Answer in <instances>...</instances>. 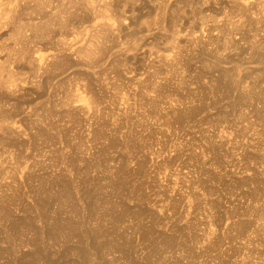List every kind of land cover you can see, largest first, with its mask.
Wrapping results in <instances>:
<instances>
[{
    "label": "rangeland",
    "instance_id": "374dc122",
    "mask_svg": "<svg viewBox=\"0 0 264 264\" xmlns=\"http://www.w3.org/2000/svg\"><path fill=\"white\" fill-rule=\"evenodd\" d=\"M0 6V264H264V0Z\"/></svg>",
    "mask_w": 264,
    "mask_h": 264
},
{
    "label": "bare ground",
    "instance_id": "6f19581e",
    "mask_svg": "<svg viewBox=\"0 0 264 264\" xmlns=\"http://www.w3.org/2000/svg\"><path fill=\"white\" fill-rule=\"evenodd\" d=\"M94 1V0H93ZM98 1V0H97ZM2 7L0 6V9H1ZM5 11V10H4ZM0 13H2V12H0ZM108 25V24H107ZM40 58V57H39ZM37 59V58H36ZM38 63V62H37ZM36 63V64H37ZM59 222H61V221H59ZM52 223V222H51ZM61 224V223H60ZM68 224V223H67ZM49 226V225H48ZM77 227V226H76ZM53 229V228H52ZM56 229H58V228H56ZM53 231V230H52ZM76 231V230H75ZM86 231V230H85ZM93 231V230H92ZM57 232V231H56ZM79 233V232H78ZM38 235V234H37ZM70 235V234H69ZM86 235H88V234H86ZM90 235V234H89ZM88 235V236H89ZM96 236V235H95ZM52 238V237H51ZM70 238V237H69ZM77 238V237H76ZM40 239V238H39ZM70 240V239H69ZM47 241H49V240H47ZM83 241V240H82ZM97 241V240H96ZM79 242V241H78ZM81 245V244H80ZM98 246H99V244H97ZM70 250V249H69ZM68 250V251H69ZM11 251H12V249H11ZM72 251H74V250H72ZM14 252V251H13ZM34 252H36L35 253V256H34V259L36 260V258H39L41 255L40 254H42V252L41 253H39L40 251L38 250V249H34ZM86 252V251H85ZM45 253V252H44ZM74 253V252H73ZM75 253H76V251H75ZM8 254V253H7ZM14 254V253H13ZM25 254V253H24ZM9 255V254H8ZM70 255H72V254H70ZM53 256V255H52ZM62 256V255H61ZM82 256V255H81ZM45 258H46V256H45ZM66 258V257H65ZM84 258H85V256H84ZM87 258V257H86ZM41 259V258H40ZM27 260V259H26ZM59 260V259H58ZM41 261V260H40ZM73 262V261H72ZM36 263V262H35ZM34 263V264H35ZM68 263V262H67ZM80 263V262H79ZM37 264V263H36Z\"/></svg>",
    "mask_w": 264,
    "mask_h": 264
}]
</instances>
